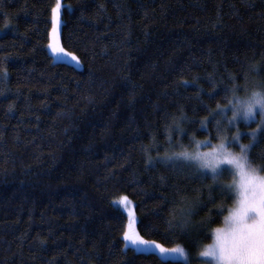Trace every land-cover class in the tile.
I'll list each match as a JSON object with an SVG mask.
<instances>
[{
	"label": "trees",
	"instance_id": "obj_1",
	"mask_svg": "<svg viewBox=\"0 0 264 264\" xmlns=\"http://www.w3.org/2000/svg\"><path fill=\"white\" fill-rule=\"evenodd\" d=\"M56 3L0 0V264H197L232 176L173 154L239 152L237 129L251 140L259 119L210 112L234 86L264 91V0H63L61 45L80 67L48 51ZM124 195L140 235L193 259L125 248Z\"/></svg>",
	"mask_w": 264,
	"mask_h": 264
},
{
	"label": "snow or ice",
	"instance_id": "obj_2",
	"mask_svg": "<svg viewBox=\"0 0 264 264\" xmlns=\"http://www.w3.org/2000/svg\"><path fill=\"white\" fill-rule=\"evenodd\" d=\"M60 0L52 9L53 35L55 36L56 25L59 23L61 10ZM54 51L63 52L62 48L50 45ZM73 59H76L73 57ZM255 70V69H253ZM234 79V78H233ZM247 80V77H245ZM239 86H234L232 99L225 106L217 105L210 112L215 118L226 109H230L232 116L228 119V125L235 126L236 121H255L259 115L257 127L249 135L251 140L248 144L239 143L242 133L237 129L227 143L235 144L239 152L229 150L225 142H221L212 152L195 154L180 152L173 154L176 158L195 162L197 170L207 169L211 172L213 181L225 172L232 176L231 182L220 183L221 192L229 198H233V204L227 209L224 216V226L212 229V243L204 246L200 256L210 257V264H264V153L258 157L260 164H255L251 151L258 144V135L264 137V91H252L250 95L240 98L236 95ZM247 91V85L244 86ZM207 119V118H205ZM217 132L221 121L217 120ZM171 159V157H169ZM206 174V173H205ZM120 203L127 207V197H122ZM223 211V206H221ZM191 205L185 211L181 226H187L191 217ZM132 214L129 213L127 230L123 232V239L139 249L142 246L155 245L161 253L184 254V249L165 248L155 241H146L135 231ZM210 222V218H209ZM172 224V221H169ZM128 244H125V248Z\"/></svg>",
	"mask_w": 264,
	"mask_h": 264
},
{
	"label": "rangeland",
	"instance_id": "obj_3",
	"mask_svg": "<svg viewBox=\"0 0 264 264\" xmlns=\"http://www.w3.org/2000/svg\"><path fill=\"white\" fill-rule=\"evenodd\" d=\"M60 3L61 5H63V0H60ZM56 6V4H55ZM62 9H63V6L61 7V10H60V14H59V23L56 25V29H55V36L53 35V20H52V25H51V30H50V36H49V43H48V51L50 52L52 58L54 61H60V62H63V61H67L68 63L72 64L73 66H82V63L81 61L79 60V58L76 56L75 53H72L70 52L69 50L65 49V47H62L61 45V39H60V32H61V25H62V17H61V12H62ZM53 16V14H52ZM6 32V29L4 27H1L0 26V35L4 34ZM50 45H56L57 47L59 48H62L63 49V52H58V51H54L52 47H50ZM73 57H75L76 59H73ZM256 119H260L259 118V115H257ZM200 142H203L204 141H200ZM221 142L217 143V144H213L211 145V147L209 148H202L201 145L199 144L198 148L197 149H191L188 151V153H192V154H195L197 152H200V153H209V152H212L214 148H216ZM193 162V161H191ZM195 163V162H193ZM204 172H207L208 174H211V172L207 169H204L203 170ZM261 174H264V173H261ZM232 180V179H231ZM231 182V181H230ZM122 197H127V196H118V197H115L112 201V203H114L118 208H120L122 210L123 213L126 214L127 216V221H126V229L125 231L127 230V226H128V222H129V213L132 214L131 218L133 219L134 223H133V227L135 229V231L139 234L140 237H142L144 240L146 241H154V240H151V239H146L144 238L142 235H140L139 233V230H138V224H137V220H138V217H137V213H135V205H134V202L129 198L127 197V200H128V205L127 207H125L124 205H122L120 203V200ZM224 226V223L220 226H216L214 227L217 228V227H223ZM124 240V239H123ZM128 244V247H132L133 249H135L136 251H143V252H154L156 253L158 256H161L163 259H178V258H182V256H187L186 258H189V260L193 259V255L190 251L186 250V248L183 246V245H173L171 247L169 246H165V245H162L161 243L159 244L157 241H155L156 244H159L165 248H168V249H171V248H175L177 246L181 247L184 249V254L181 255L180 253H173V252H168V253H161L159 251L158 248L155 247V245H149V246H142L141 248L137 249L135 248L131 242H126L124 241V246L125 244ZM212 243V237H211V240L209 241L208 244ZM207 245V244H206ZM203 250V248H202ZM201 252V251H200ZM197 253L196 255V258L198 259V263L197 264H210V261H211V258L210 257H203V256H200L199 253Z\"/></svg>",
	"mask_w": 264,
	"mask_h": 264
}]
</instances>
